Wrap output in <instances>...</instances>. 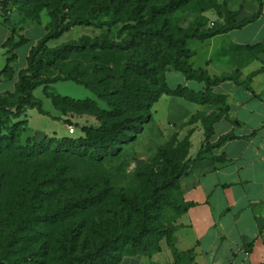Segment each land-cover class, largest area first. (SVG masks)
I'll return each instance as SVG.
<instances>
[{"label":"trees","instance_id":"1","mask_svg":"<svg viewBox=\"0 0 264 264\" xmlns=\"http://www.w3.org/2000/svg\"><path fill=\"white\" fill-rule=\"evenodd\" d=\"M73 1L60 0L59 4L62 6L54 8L52 13L54 22L47 24V34L31 49L28 67L19 72L15 91L0 94V163L13 154V165L16 168L20 169V165L25 164L30 166L28 175L15 178L18 190L15 196L20 199L18 204L8 199L4 192L7 182L4 176L0 175V245L3 246L0 248V264H121L125 257H152L162 250L159 242L165 237L173 250L172 264H196L193 250L176 249V228L171 232H162L161 227L153 225L157 218L151 214V209L159 208L165 191L171 188L177 190L181 196V214L193 206V203L185 200L181 186V178L189 168L188 163L170 173L165 171L162 186L154 191L151 203L144 205H139L125 194L115 196L110 179L103 180L104 184L98 188L89 183L81 184L77 188L78 194L65 197L64 190L68 189V185L63 174L57 171L49 179L45 168L40 164L38 166V163L50 152L61 154L63 151H70V145L71 154L79 159L94 156L102 159L107 154L117 153L123 144L136 139L137 133L145 123L152 121L151 109L165 94L185 102L218 109L210 114L208 110L199 111L188 123L193 125L201 122L206 134L204 148L195 160L205 158L214 148L233 138L232 134H227L216 143L211 141L215 134V124L229 110L226 96L214 94L213 88L234 78L212 77L206 69H196L191 62L195 52L189 48L187 40H206L254 22L262 14L263 1L258 0L259 10L255 15L239 20L240 12L230 10L228 0L222 3L215 0H170L167 4H151L152 0H102L98 3L96 16L79 15L64 24L67 17L65 10ZM129 3L133 4V10L128 19H125L120 13ZM191 3L203 4L201 13L215 10L223 21H217L214 27H207L202 31L201 28L187 29L176 38L165 28L169 16L162 20L163 25L160 27L153 25L154 19L158 20L164 12L171 14ZM28 4L27 0L0 2L6 13L13 5L21 8ZM106 16L110 17L108 24L105 21L96 25L95 20ZM126 22L122 32L132 30L121 41L113 40L109 36H82L77 41H68L57 47L48 46L50 40L60 38L75 26L108 25L111 29ZM12 32L13 35L6 41L5 46H11V50H14L27 40L19 36L20 39L15 42L16 30L13 29ZM158 39L164 40L170 48L168 53L161 56ZM250 48L258 54L264 50V44ZM74 57L89 58L94 64L90 62L91 66L84 67L80 75L72 68L65 76L64 69L59 66ZM14 60V56L8 59L2 73L12 75L11 64ZM42 62L60 69L56 79L51 81L43 78ZM171 68L183 73L187 79L205 83V89L196 92L183 85L171 88L167 82V72ZM89 73L94 74L96 78L89 76ZM256 74L257 72L251 74L248 81ZM59 80H72L83 84L97 94L109 108L104 113L109 119H103L100 127H85V136L77 139L51 137L36 141L31 137L24 138L29 128L27 112L30 108H36L40 114L51 116L50 112L44 109L43 101L34 95L38 87H44L45 95L52 99L53 104L63 114L69 111L66 104L70 109L82 113L88 112L92 107L97 108L89 98L74 99L51 91L49 84ZM235 81L241 85L246 84ZM96 86H100L102 91ZM247 88L252 90L249 85ZM194 131L195 128L189 130L183 142L186 149L181 155V160L184 159L185 162L190 160L191 137ZM129 133L134 135L128 138ZM113 197L121 198L134 212L132 214L138 216L137 231H127L130 226V221L125 217L127 209L122 203L113 205ZM16 221L20 223L15 229L3 233L7 228L14 226ZM23 244L28 247L21 248Z\"/></svg>","mask_w":264,"mask_h":264},{"label":"rangeland","instance_id":"2","mask_svg":"<svg viewBox=\"0 0 264 264\" xmlns=\"http://www.w3.org/2000/svg\"><path fill=\"white\" fill-rule=\"evenodd\" d=\"M27 1L29 4L26 7L22 6L19 8L18 6L13 5L11 10L7 13L1 9L0 20L8 21L6 22L7 24L12 23L13 21V25H16V29L18 30H16L17 36L20 35V31L33 23L52 24L54 22L52 15L54 8L62 6V4H59L60 0ZM101 1L102 0H74L67 10H65L67 17L64 24L70 22L73 17L79 15L96 16L99 8L98 3ZM169 1L170 0H152L151 4H167ZM215 1L222 3L223 0H221V2L219 0ZM202 6L203 4L196 5L191 3L178 8L171 14H166L164 12L158 17V20L154 19L153 25L160 27L163 25L162 20L169 16V22L165 28L166 31L171 33L175 38L183 31L190 28H193L194 30L201 28L200 30L202 31L207 27H214L219 19L211 20L205 16V13H201L200 8ZM132 10L133 4L129 3L121 9L120 15L125 19H128ZM109 20V16L99 17L95 20V23L96 25H99V23L106 21L108 24V22H110ZM0 24L7 29L4 22H1ZM125 24H127V22L119 23L118 25L111 27V29L108 25L102 27L83 25L75 26L70 31L65 32L60 38L51 40L48 46L57 47L68 41H77L82 36H89L91 38L109 36L113 40L121 41L124 37H127L129 31L132 30L127 29L125 32H122V27ZM253 32L255 31L250 27L237 33L245 35V38H253L252 35H249V33ZM34 35V32H31L29 37L35 38ZM187 41L189 47L198 52V56L195 60L196 65L201 64L205 58L211 56L217 57V62L222 63L225 57L223 55L226 51H239V46L233 44L228 36H224V38L220 37L210 42L197 39H188ZM33 43L34 40L19 49L21 57L25 56L27 49ZM157 43L160 56L169 52L170 48L167 47L164 40L158 39ZM143 53L146 54L145 52ZM8 56H10V53L0 54V72L6 66V57ZM90 62L94 64L93 60L89 58L74 57L69 61L62 62L59 68L64 69L63 72L65 76L72 68L76 71L77 75H80V72H82L84 67L91 66ZM262 62H264V59L257 62L256 65L260 67L263 65ZM36 64L38 66H41L42 64V74L43 78L46 80L52 81L56 79L60 73L59 68L45 65L43 62L41 64ZM222 64L225 65V62ZM89 76L96 78V76L91 73H89ZM167 82L171 88H176L179 84H185L186 76L171 68L167 72ZM202 85L203 84L200 82L193 81L190 86L191 88L199 89ZM49 87L54 93L63 96H70L74 99L89 98L95 103L97 108L92 107L88 112L82 113L73 110L72 108L70 109V106L66 104L69 111L63 114L53 104L52 99L45 95L44 87H38L34 91V95L43 101L44 109L50 112L51 116L40 114L36 108H30L27 112L29 128L24 134V138L31 137L36 141H42L51 137L57 139H62L64 137L77 139L80 136H85V127L97 128L103 124V119L105 121L109 119L106 114L104 115L105 111L109 110L107 104L83 84H78L72 80H59L49 84ZM96 87L102 91L100 86ZM246 91V88L239 87L233 82L225 83L218 88V92L220 93L231 94L232 107L233 110L236 111L239 110L241 102L247 100L245 94L247 93ZM173 99L174 98L166 97L160 100L158 104L156 103L151 109V113L153 114L152 121L145 123L140 132L137 133L136 139L132 142L129 141L126 144H123L120 150L115 154H107L106 156H103L102 159H97L96 156L79 159L71 154L72 146L70 145V151H63L61 154L55 152L46 154L41 162L38 163V166L40 164L45 168V174L49 179L53 177L57 171H60L61 174H63L66 179V184L68 185V189L64 190V196L68 195V197H71L78 194L79 191L77 188L81 184L86 185L89 183L98 188L104 184L103 180L110 179V186L115 192V196L125 194L127 197L136 201L139 205L151 203L154 191L162 186L165 171L170 173L173 169L182 165L185 166L187 163L188 166H190V163L192 162L191 159L188 162H185L186 160L184 159L181 160V155L186 149L183 142L189 132L188 128L190 126H177V124L168 123L167 121L170 116V110L171 108L173 109L171 104ZM253 103L257 105L255 107H257L258 110L264 112V102L262 98L255 100ZM253 103L251 106L254 105ZM205 110H210V107L206 105ZM186 111V109L177 108L172 111L174 114V117L172 118L179 123L183 122L187 113ZM243 115L249 116L250 112L243 110ZM70 125L75 127L76 130L74 133H70ZM132 135H134V133H129L128 138ZM198 144L199 141L196 139L195 146H198ZM13 163L12 154L8 159H5L0 163V175L4 176L7 182V187L4 192L8 196V199L13 203L15 202L18 204L20 199L15 196L18 191L15 178H22L25 174L28 175L30 172V166L29 164L20 165L19 169L16 168ZM32 165L36 166L37 164ZM65 199L66 198H63V200ZM112 202L113 205H117L118 203L125 205L124 207L127 209L125 217L126 220L130 221V226L127 231H137L139 223L138 216L132 214L134 212H132L128 205L122 202L121 198L113 197ZM181 204V196L177 190L174 188L166 190L161 198L159 208L151 209L152 216L157 218V221L153 225L161 227L162 232H171L177 228L179 226V220L183 215L181 214L182 210L180 209ZM18 223H20V221H16L14 226L12 225L7 228L3 233L15 229ZM167 242L168 240L165 237L159 242V244L163 247V244ZM2 247L3 246L0 245V248ZM27 247V244L21 246V248L24 249Z\"/></svg>","mask_w":264,"mask_h":264},{"label":"crops","instance_id":"3","mask_svg":"<svg viewBox=\"0 0 264 264\" xmlns=\"http://www.w3.org/2000/svg\"><path fill=\"white\" fill-rule=\"evenodd\" d=\"M262 1V14L254 22L228 33L201 40L210 42L228 36L233 44L239 46V51L228 50L224 53L225 65L223 62L218 63L217 57L212 56L196 65L198 52L191 48L195 52L191 62L196 69L204 68L212 77L234 78L213 88L214 94L226 96L229 110L215 124V134L211 141L216 143L227 134H232L233 138L214 148L205 158L195 160L200 150L204 148L206 134L201 122L193 125L188 123L196 113L205 110L206 105L185 102L166 94L160 98V100L166 97L174 98L168 123L190 126L188 131L195 128L189 152V159L192 162L181 178L184 198L187 202L193 203V206L180 218L174 239L177 250L194 251L196 264H264V112L258 110L255 107L257 105L253 103L259 98L264 102V62L260 67L256 65L264 59V50L257 54V51L250 48L264 44V0ZM228 8L240 12L238 19L243 20L258 12L259 1L228 0ZM205 16L211 20L223 21L214 10L205 12ZM1 22L4 21L0 20ZM4 24L7 29L0 24V54L10 53V56L6 57L7 64L9 58L14 56L15 60L11 64L13 68L11 76L2 73L7 64L0 72V94L15 91L20 70L28 67L31 49L48 32L47 23H33L20 31L19 36L25 37L27 42L11 50L12 47L5 46V43L13 35V29L17 30V27L13 25V21L11 25L6 22ZM250 27L255 31L249 33L253 38H245V35L237 33ZM31 32H34L35 38L29 37ZM19 36L15 33V42L20 39ZM32 40L34 43L27 49L25 56L21 57L19 49ZM256 72L252 80L248 81L249 76ZM235 80L246 84L241 85ZM193 81L196 80L186 77L185 84L179 85L187 86L196 92L205 89L203 82H200L203 84L201 88H191ZM229 82L247 90L245 93L247 100L241 102L238 111L233 110L231 94L218 92L221 85ZM248 85L252 90L247 88ZM177 108L187 110L185 120L180 123L172 118L174 117L172 111ZM213 110L218 111L217 107H214L208 110L209 114ZM243 110L249 111L250 115H243ZM196 139L199 141L198 146H195ZM173 262V250L165 243L162 250L152 257L143 255L125 257L121 264Z\"/></svg>","mask_w":264,"mask_h":264},{"label":"built area","instance_id":"4","mask_svg":"<svg viewBox=\"0 0 264 264\" xmlns=\"http://www.w3.org/2000/svg\"><path fill=\"white\" fill-rule=\"evenodd\" d=\"M3 1H5V0H0V2H3ZM1 9H3L2 8V6H0V14H1V12H2V10ZM70 127V133H74L75 132V127L74 126H72V125H70L69 126Z\"/></svg>","mask_w":264,"mask_h":264}]
</instances>
